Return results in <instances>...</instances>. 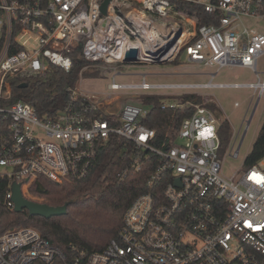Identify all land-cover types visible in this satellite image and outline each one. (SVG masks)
Here are the masks:
<instances>
[{"label": "built area", "instance_id": "built-area-1", "mask_svg": "<svg viewBox=\"0 0 264 264\" xmlns=\"http://www.w3.org/2000/svg\"><path fill=\"white\" fill-rule=\"evenodd\" d=\"M180 1L202 7L216 24L198 26L194 17L177 10ZM103 2L0 0V179L7 182L2 203L15 212L13 186L31 200L40 177L58 184L85 179L99 147L112 135L133 143L132 170L141 171L145 152L158 155L161 163L148 191L126 211L118 237L103 251L75 245L63 251L33 228H13L0 235V264H264V159L233 176L225 174L227 158H239L254 117L249 115L264 101V73L258 71L264 34L243 22L264 19V0H112L107 15L101 12ZM79 48L85 60L115 73L117 64L180 68L184 53L190 63L216 72L196 83H151L147 74L140 82L119 83L116 73L105 101L75 89L72 104L55 119L42 120L28 103L12 102L16 83L45 79L52 66L69 72ZM132 49L138 50V60L127 62ZM232 67L251 70L257 80L215 83L219 71ZM210 89L254 94L243 122L245 135L240 139L241 131L235 132L225 148L222 123L205 104L188 103L194 114L182 122L167 150L152 144L156 133L142 123L148 112L132 105L107 110L120 92L204 96L202 91ZM80 98L77 109L73 102ZM101 112L107 118L98 116ZM126 176L124 171L119 179Z\"/></svg>", "mask_w": 264, "mask_h": 264}, {"label": "trees", "instance_id": "trees-1", "mask_svg": "<svg viewBox=\"0 0 264 264\" xmlns=\"http://www.w3.org/2000/svg\"><path fill=\"white\" fill-rule=\"evenodd\" d=\"M177 10L194 17L198 26L216 24L213 15L202 7L180 1ZM73 66L69 72L52 66L45 79H31L18 82L13 87L12 102L23 101L31 105L42 120L55 119L72 104V93L80 76L99 77L100 70L84 72L98 63L84 59L82 48L72 55ZM178 62H176L177 64ZM26 85L25 88L22 86ZM182 108H164L161 96H145L142 102L150 107L142 123L156 133L153 145L160 149L174 146L182 122L194 114V107L188 103L205 104L219 113L216 104L206 103L200 95H184L179 98ZM80 100L73 102L79 109ZM101 118L106 115L99 113ZM218 116V115H217ZM231 126L223 121L220 131L222 146L230 140ZM137 154L132 142L112 135L98 150L97 158L89 175L79 181L58 184L40 177L31 188V194L41 203L52 207H62L72 202L65 216L46 219L32 216L27 210L20 213L6 209L2 203L7 190L6 180L0 179V235L13 228L29 227L39 231L52 245L67 251L71 245L89 252L103 251L111 240L118 237L126 211L133 201L148 191L147 184L161 163V158L151 152L143 153V167L137 172L131 169L133 157ZM264 159V123L245 161V169L259 164ZM127 171L125 179L119 174Z\"/></svg>", "mask_w": 264, "mask_h": 264}, {"label": "rangeland", "instance_id": "rangeland-1", "mask_svg": "<svg viewBox=\"0 0 264 264\" xmlns=\"http://www.w3.org/2000/svg\"><path fill=\"white\" fill-rule=\"evenodd\" d=\"M135 6H138L137 3L133 2ZM168 22H173L171 19ZM244 25L248 29H257L261 34H264V19H251L246 18L243 20ZM180 68H175L173 64H166L161 66H156L152 68L148 67H130V66H120L119 64L115 65L118 67L116 71L117 80L119 83H136L142 81L143 75L147 74L148 81L151 83H196V82H206L210 80V76H200V77H187L188 74L200 75V73H213L216 72V68H203L199 67L196 64L190 63L187 56L182 54L179 59ZM100 70L99 77H88L83 78L80 76L79 82L76 86V89L80 91L87 92L88 94H97L102 96V101H105L107 97L105 95L110 94L108 91V85L112 82L115 71L113 68L106 69L102 65L91 66L90 69L85 68L84 72L92 73V70ZM258 71L260 73L264 72V57L260 59L258 63ZM153 73H162L164 76L153 77L150 74ZM173 74V75H171ZM178 74V75H177ZM257 80L256 74L250 70L243 69L241 67H232L224 68L219 71L215 78V83H249L255 82ZM163 104L165 105H174L180 104L179 101V91L173 90H164L161 91ZM204 93L203 99L206 103H213L219 109L218 118L220 122L227 121L231 126V136L235 132L239 133L241 131L240 139L246 133V124H244V118L249 112V107L254 100L253 91L244 89H210L203 90ZM115 94V93H114ZM145 96H150L146 93H137V92H120L115 94L112 105L107 107V110L110 112H117L120 108H123L127 105L138 106L144 112H148L150 107L143 104L142 98ZM256 102V99L255 101ZM239 103V107H236V104ZM252 113L249 115L251 117ZM264 123V101H261L258 109L256 110L250 129L246 133L244 142L242 144L240 155L238 159H233L231 157L227 158L225 163V174L227 176H233L238 170H245V161L250 153L255 139L257 138L260 129ZM182 143V142H181ZM180 143V144H181ZM31 200L40 202L39 199L33 196H30Z\"/></svg>", "mask_w": 264, "mask_h": 264}, {"label": "water", "instance_id": "water-1", "mask_svg": "<svg viewBox=\"0 0 264 264\" xmlns=\"http://www.w3.org/2000/svg\"><path fill=\"white\" fill-rule=\"evenodd\" d=\"M112 0H104L101 6V12L103 15H107L108 7ZM181 33V32H180ZM180 35V34H179ZM138 50L132 49L128 51L126 61L127 62H136L138 60ZM23 88L26 85L22 86ZM256 108L254 109L252 116H254ZM13 201L15 203V212L20 213L24 210H27L32 216H39L46 219H51L52 217L65 216L68 213V207L72 203H67L62 207H52L47 204L34 202L23 197L21 192V187L19 185L13 186Z\"/></svg>", "mask_w": 264, "mask_h": 264}, {"label": "crops", "instance_id": "crops-1", "mask_svg": "<svg viewBox=\"0 0 264 264\" xmlns=\"http://www.w3.org/2000/svg\"><path fill=\"white\" fill-rule=\"evenodd\" d=\"M243 69H246V68H243ZM246 70H249V69H246ZM262 73H264V72H262ZM191 76L197 78V77H200V76H207V73L206 74L203 73V75L200 74V75H197V76H195V75H188L187 77H191Z\"/></svg>", "mask_w": 264, "mask_h": 264}]
</instances>
